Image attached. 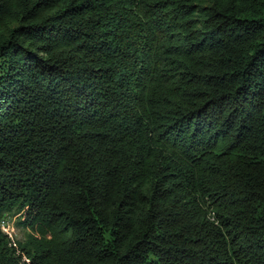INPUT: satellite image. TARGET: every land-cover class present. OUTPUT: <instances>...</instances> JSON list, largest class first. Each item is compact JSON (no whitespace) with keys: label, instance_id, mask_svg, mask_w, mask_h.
<instances>
[{"label":"trees","instance_id":"obj_1","mask_svg":"<svg viewBox=\"0 0 264 264\" xmlns=\"http://www.w3.org/2000/svg\"><path fill=\"white\" fill-rule=\"evenodd\" d=\"M0 264H264V0H0Z\"/></svg>","mask_w":264,"mask_h":264},{"label":"rangeland","instance_id":"obj_2","mask_svg":"<svg viewBox=\"0 0 264 264\" xmlns=\"http://www.w3.org/2000/svg\"><path fill=\"white\" fill-rule=\"evenodd\" d=\"M4 221V225H2L1 221ZM20 222V217L11 213V214H3L0 218V232L7 237H11L16 241L24 242L29 234L27 228H24Z\"/></svg>","mask_w":264,"mask_h":264},{"label":"built area","instance_id":"obj_3","mask_svg":"<svg viewBox=\"0 0 264 264\" xmlns=\"http://www.w3.org/2000/svg\"><path fill=\"white\" fill-rule=\"evenodd\" d=\"M1 223H2V225H4V221L3 220L1 221Z\"/></svg>","mask_w":264,"mask_h":264}]
</instances>
